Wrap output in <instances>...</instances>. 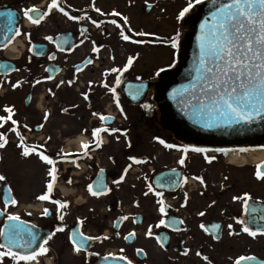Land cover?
Wrapping results in <instances>:
<instances>
[{
    "label": "flooded vegetation",
    "instance_id": "flooded-vegetation-1",
    "mask_svg": "<svg viewBox=\"0 0 264 264\" xmlns=\"http://www.w3.org/2000/svg\"><path fill=\"white\" fill-rule=\"evenodd\" d=\"M50 3L51 0H0V9L4 6L17 8L22 15L17 28L20 35L15 34L12 41L25 36L23 39L27 42L25 55L15 60L24 65H16L12 74L0 75V89L2 80L16 76L17 72L21 81L15 90L0 93V115H7L3 111L5 106L13 107V119L17 120V128L25 143L30 147L37 146L38 152L57 161L51 199L68 202V207L62 210L64 220L60 221L56 205L37 199L47 190V183L51 180L47 172L52 166L45 164L35 153L22 156L21 149L17 147L19 138L9 131L12 125L7 122L0 128V132L8 138L5 148L0 149V175L6 178L0 181V211L19 215L25 227L39 234L36 248L56 227L64 226L63 232H57L49 240L46 245L48 252L38 257L36 264H128L129 260L132 264H233L239 256L248 255L264 260V235L258 234L253 238L241 231L242 225L236 220H247L249 213L245 212L242 200H233L234 196L243 197L248 193V207L264 208V179L256 177L258 170L264 172V156L257 161L250 160L251 153H264V141L261 144L229 147L188 145L172 137L169 128L161 124L155 107L154 89L165 72L159 76L155 73L160 66L170 68L171 63L156 65V58L164 59L170 52L166 48L155 50L153 38L170 39L179 30L180 46L174 52L176 55L187 33L185 21L190 19L199 4L194 5L183 20L177 21L176 16L188 0H173L167 11L165 9L158 14L151 0H58L59 7L81 19L69 20L59 8H55L24 35L22 26H25L27 18L24 11L35 7L43 13L49 11ZM95 8H100L103 15ZM114 10L120 12L121 17L110 15ZM154 14L163 16L165 23L156 24ZM122 17H127V24ZM113 19L120 25L119 28L110 23ZM92 20L97 21L99 27ZM121 29L131 37L130 41L120 38ZM139 31L153 35L136 36ZM46 36H52L53 40H46ZM64 39L68 40V44L62 43ZM133 40H144L145 43H133ZM32 44H36L35 55L29 51ZM58 44L63 51L59 50ZM158 44L163 47L170 45ZM93 47L98 51L93 52ZM5 49L0 46V61L11 59ZM50 56L55 58L49 59ZM129 57L134 60L126 71H111L113 68L122 69ZM27 62L34 65H26ZM49 75L53 77L51 80L46 79ZM117 77L119 84L116 83ZM37 80L41 82L35 83ZM61 80L63 84H60ZM127 82L147 84L145 96L141 100L137 96L135 102L130 101L124 92ZM57 84L60 86L57 87ZM112 88H115V97L109 90ZM19 89L22 90L20 112L7 99ZM45 113L48 114L47 120L44 119ZM101 115L113 119L102 122ZM97 127L118 131L101 133L103 143L97 148L91 135ZM144 138H147L146 142ZM157 138L176 147L165 148ZM85 142L89 144L87 156L81 147ZM185 145L210 151L182 153L180 149ZM158 146L162 150H157ZM216 148L228 149V152L212 151ZM242 148L247 151L241 152ZM161 154L164 163L158 167ZM205 155L214 159L209 163L204 159ZM130 156L143 162L133 163L128 159ZM182 156L185 158L183 166L178 163ZM241 156L249 160L242 164L232 160V157ZM129 164L131 167L124 174ZM173 169L180 173L179 184L158 189L154 177ZM121 175L125 176L124 180L119 184L113 183ZM193 177H201L204 183ZM98 182L110 191L94 197L87 186L93 184L96 190ZM149 184L153 192L146 196L144 193L148 192ZM156 191L162 196L157 197L154 194ZM5 197L15 198L18 203L15 206L9 204L5 209ZM160 199L166 205L163 217L157 203ZM45 208L49 209L47 216L43 215ZM199 212L205 215L200 216ZM123 216L128 219L120 221ZM161 218L166 222L172 218L182 220L183 224L173 226L180 231H174L173 227L156 228ZM6 222V215H0V227H4ZM201 224L209 231L201 229ZM212 224H219L220 228L213 230ZM229 224L233 225L232 231L239 235L228 234ZM260 224L264 226V221ZM150 225L153 231L151 237L146 235ZM251 227L255 230L256 226ZM76 229L85 236H106L108 239L87 242L86 251L95 255H86L85 251L75 253L68 237ZM129 232L135 235L126 240ZM213 235L218 239H213ZM156 236L167 238L161 241L163 247L157 243ZM137 249L142 251L137 252ZM185 249H188L187 255H183ZM106 256L107 260L104 259ZM121 256L125 259H120ZM2 264L13 262L5 258Z\"/></svg>",
    "mask_w": 264,
    "mask_h": 264
},
{
    "label": "snow or ice",
    "instance_id": "snow-or-ice-1",
    "mask_svg": "<svg viewBox=\"0 0 264 264\" xmlns=\"http://www.w3.org/2000/svg\"><path fill=\"white\" fill-rule=\"evenodd\" d=\"M201 0H188L185 7L179 11L176 16L177 21H181L185 18L186 14L194 8V5L200 4ZM213 10L210 11L209 17L205 18L199 25V33L196 35V45L198 53L195 58L194 71L195 75L192 77V83L182 86L180 89H173L170 95L175 98L181 92H190V106L193 111V116L196 117V123L201 124L205 128L222 127V126H232L234 124L250 123L255 117H264V0H212ZM59 8V11L69 19L73 21H79L80 16L69 15L68 12L64 11L63 8L59 7L58 0H51L48 5V10L40 13L35 7L28 8L24 11V16L29 19L33 24H39L44 17L49 15L52 9ZM97 13H101L100 8H95ZM36 12L37 18H33L30 13ZM103 15V13H101ZM110 15L115 17H121V13L118 11H113ZM9 23L12 20V14H7ZM125 24H127V17H122ZM92 23L99 27L97 21L92 20ZM110 23L116 25L118 28L120 25L116 23V20H111ZM11 31V29H9ZM86 31V29L84 30ZM131 31V29H129ZM16 35H20V30H15ZM136 36L145 37L148 35H153L151 33H146L139 31L135 33ZM119 36L123 41H130L131 37L125 34V31L121 29L119 31ZM46 40L52 41V36H46ZM133 43L143 44L144 40H133ZM63 44H68V40H62ZM83 43V41H81ZM169 43L172 49L176 50L180 46V32L177 30L169 39ZM57 47L60 51L64 49L58 44ZM29 51H32L30 48ZM93 52L98 51L96 47H93ZM37 54H41L37 52ZM55 57L50 56L49 59H54ZM133 57H129L127 63L122 69H111L112 72H123L126 71L133 64ZM91 63V61H88ZM171 67V65H169ZM7 71V65H0ZM79 70V69H78ZM164 68H160L155 75L159 76L164 72ZM53 77L49 75L46 79L51 80ZM40 80L35 81V83H40ZM21 81H17L12 87L16 88L19 86ZM64 81L61 80L60 84ZM71 83V81H69ZM116 83H120L119 77H117ZM57 84V87L60 86ZM107 87V85H104ZM143 85H139L133 92H130L133 99H136L140 93ZM113 96L115 97V88L109 89ZM85 99H87V94H85ZM117 107H119V101H116ZM144 107H150L149 105H144ZM3 111L7 114L6 116L0 115V128H3L7 122H11L12 127L9 131L15 133L19 138V143L17 147L21 149V155L28 157L35 153L39 156L45 164L52 166L48 169L47 175L51 177V180L47 183V190L40 196L37 197L40 201H50L52 204L56 205L57 218L60 221L64 220V215L62 210L68 207L67 201L53 200L51 199V193L54 189V184L56 180L57 169L55 165L56 160L52 159L48 155H44L37 151V146H29L25 143L24 137L20 134L17 128V120L13 119L14 108L5 106ZM93 115H97L93 113ZM48 114L45 113L44 119L47 120ZM113 118L111 116H100L102 122L110 121ZM42 126V125H41ZM27 127V125H25ZM117 132L118 129L112 128L109 130L107 127H97L92 130V137L97 148L101 147L103 141L100 138V134L104 132ZM159 143L165 148L172 149L176 145L165 143L164 140L159 139ZM8 143V138L5 133L0 132V149L5 148ZM81 147L84 149V155H88L89 144L82 143ZM182 153H188L189 151L196 153H207L210 151L203 147H189L187 145L183 146L181 149ZM212 151L227 153L228 149L216 148ZM241 152L247 151V149H240ZM66 155V154H65ZM129 160L133 163L139 164L143 161L137 159L136 157L130 156ZM204 159L207 162H211L214 157L205 155ZM178 163L183 166L185 164V158L182 156ZM131 167L129 164L124 169V174L128 172ZM259 169V166H257ZM103 171V170H101ZM175 173V169L172 170ZM257 179H264V172L258 170L256 172ZM125 176L121 175L118 180L113 181L115 184H119L124 180ZM200 181L201 184L204 183L201 177H193ZM6 178L0 175V181H4ZM70 182V181H69ZM179 182L173 179L171 176L167 179H163L160 182V187L163 188L166 185H178ZM88 192L94 196L98 197L101 194H107L110 189H107L102 182H98L96 190H94V185L89 184L87 186ZM11 192V189H8ZM153 192V187L151 184L148 185V193ZM157 197H161L162 193L156 191L154 193ZM250 197L248 193H245L243 197L234 196L233 200H242L245 205V212L249 213L247 220L237 219L236 223L242 225L241 231L246 233L248 236L255 238L258 234L264 235V226L260 224V221H264V208L248 207V201ZM187 200V194H185V202ZM18 201L15 198L5 197L4 208L7 209L8 205L11 204L15 206ZM159 204V212L163 217L166 215V205L163 199L157 201ZM183 206V205H182ZM49 209H43V215H49ZM0 215H6V223L4 227H0V238L3 242H0V264H2L5 258H10L13 264H36L38 257L46 254L48 248L46 245L49 240L55 236L57 232H63L64 226H58L53 232H51L47 237L43 238L42 242L39 243L40 236L38 233L32 231L31 228L25 227V222L21 221L20 216L12 213H6L5 211H0ZM198 215L204 216V212H199ZM127 216L120 217V221L127 220ZM82 223V221H78ZM177 224H183L182 220H176L172 218L166 222L164 218H161L159 222L155 225L156 228L161 226L165 228L173 227ZM256 226L255 230L251 226ZM116 226V225H114ZM34 227V226H33ZM205 232L209 229L201 224L199 226ZM229 235H239V233H234L232 231L233 225L229 224ZM211 228L213 230L219 229V224H212ZM174 231H180L179 228L173 227ZM119 235V233H117ZM134 232H129L125 236L126 240H130L134 237ZM146 235L151 237L153 235L152 226L150 225ZM72 244V249L75 253H80L85 251L86 255H95V253H90L86 251L85 245L88 241L108 239V237L100 236H85L79 229L74 230L68 237ZM167 239L166 237L156 236L157 243L163 247L162 240ZM213 239H218V236L213 235ZM142 249H137V252H141ZM123 252V249H121ZM188 254V249H185L183 255ZM110 255V254H109ZM197 256L200 255L199 252L196 253ZM107 260V256L104 257ZM120 259H125L121 256ZM207 260V257H204ZM245 262H253V264H264V260H257L254 255L239 256L233 264H245ZM128 264H132L129 260Z\"/></svg>",
    "mask_w": 264,
    "mask_h": 264
},
{
    "label": "water",
    "instance_id": "water-1",
    "mask_svg": "<svg viewBox=\"0 0 264 264\" xmlns=\"http://www.w3.org/2000/svg\"><path fill=\"white\" fill-rule=\"evenodd\" d=\"M150 7L151 6H149L147 10H149ZM211 10H213L212 0H205L190 16L192 29L184 37L182 51L178 57L177 65L164 75L156 87L155 102L159 109V115L165 124L174 130L180 139L191 144L216 147L241 146L247 143L261 144L264 141V117L257 116L250 123L234 124L230 127L205 128L201 124L195 122L196 117L193 116V111L190 106V92H181L175 98L170 95L173 89H180L182 86L192 83V77L195 75V58L198 53L195 38L199 33L200 23L205 18L209 17ZM8 13L12 14L11 23H9ZM20 18L21 15L15 9L4 8L0 10V45H5L15 34ZM9 29H11V31ZM154 42L169 41L160 37H155ZM31 49L32 53L35 54L36 45H32ZM0 65L8 66L7 71L0 68V74L3 75L11 73L15 69V64L10 61H0ZM140 85H143V88L140 90L138 97L142 98L141 96H144L147 87L145 84ZM136 87L137 84L133 82L125 84V95L131 101H136L130 94ZM169 174H171L175 180L179 181L180 173L176 172V170L175 173H173L172 170L163 171L154 178L155 184L159 189L164 188L160 187V182ZM248 264H253V262H248Z\"/></svg>",
    "mask_w": 264,
    "mask_h": 264
},
{
    "label": "rangeland",
    "instance_id": "rangeland-1",
    "mask_svg": "<svg viewBox=\"0 0 264 264\" xmlns=\"http://www.w3.org/2000/svg\"><path fill=\"white\" fill-rule=\"evenodd\" d=\"M143 1V0H142ZM153 3H154V6H155V11L156 13L157 12H160V11H163L166 9L169 8V5L171 2H173V0H151ZM182 1V0H181ZM158 14V13H157ZM157 14H154V20H155V23H165V18L161 15H157ZM26 20H29L28 18H26ZM23 28V33L24 35H27L29 33V30H33L34 29V26H30V25H26L25 26H22ZM25 38V36H19L18 39H17V44H16V51H17V56L18 59H22V57L25 55L26 53V47H27V42L23 39ZM154 45V48L155 50H163L165 49L166 51L168 50L170 52V55L169 56H166L164 59L160 58H156V65L158 64H161V63H171L172 65L175 64V61L173 62L172 59L173 57H175V50L171 48L170 45H167L166 47H163L162 45L160 44H153ZM171 61V62H170ZM18 66H22L24 65L23 62L21 63H17ZM26 65H29V66H33L34 63L33 62H27ZM160 68H163L162 66L158 67L157 68V71L160 69ZM165 69V68H164ZM19 77H20V73L17 72L16 76H11L8 80H2V88L0 89V93H6V91H12V90H15V88L12 87L13 84H15L17 81H19ZM9 102L14 105L15 107H17V111L20 112V106L22 105V90L19 89V90H16L15 92L11 93L8 98ZM19 107V108H18ZM170 133L172 135H174L173 131L171 132L170 130ZM145 139V142L147 141V138H144ZM146 145V144H145ZM157 150H162L161 147H157ZM173 151H176L173 149ZM173 156V155H171ZM159 160V163H158V167H161L163 166V163H164V156L161 154L158 158ZM141 166V165H140Z\"/></svg>",
    "mask_w": 264,
    "mask_h": 264
},
{
    "label": "bare ground",
    "instance_id": "bare-ground-1",
    "mask_svg": "<svg viewBox=\"0 0 264 264\" xmlns=\"http://www.w3.org/2000/svg\"><path fill=\"white\" fill-rule=\"evenodd\" d=\"M26 25H30L32 26L33 23H31L29 20H26ZM16 44L17 43H14L12 45H10L7 49H6V54L10 57V58H18L16 57L17 56V51H16ZM264 156V153L263 152H258V153H251L250 154V160L252 161H257V160H260L262 159ZM248 158L244 157V156H241V157H232V160L234 162H237V163H244L246 162ZM249 160V159H248Z\"/></svg>",
    "mask_w": 264,
    "mask_h": 264
}]
</instances>
